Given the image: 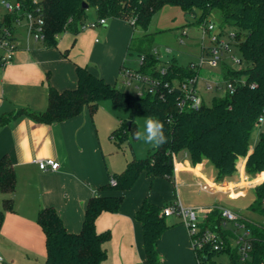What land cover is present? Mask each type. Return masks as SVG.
<instances>
[{
    "label": "trees",
    "instance_id": "trees-1",
    "mask_svg": "<svg viewBox=\"0 0 264 264\" xmlns=\"http://www.w3.org/2000/svg\"><path fill=\"white\" fill-rule=\"evenodd\" d=\"M29 1L24 0V4L33 7ZM82 2L94 8L96 18H119L133 29H145L152 15L165 5L177 6L184 16H193L200 26L208 20L211 10L217 9L219 26L231 33L232 43L239 52V64L233 67L223 60L219 63L220 80L231 82V90L225 88L221 95L212 96L209 104L202 100L197 108L184 109L177 104L182 95L177 84L199 77L200 68L195 67L193 61L179 64L174 56L160 63L152 46L156 32H143L130 37L126 51L143 56L134 70L157 79L158 85L152 92L138 95L125 91L86 66L76 64L73 87L58 90L48 85L45 109L36 111L20 106L0 113V126L19 115L36 122L57 123L77 115L84 106L94 111L100 100L109 99L129 110L128 121L122 120V127L112 129L110 137L116 134L125 137L128 133L135 136V117L140 115L163 125V142H157L161 130L154 128L155 145L145 156H132L123 169L107 174V182L100 186L103 193L87 200L78 231H68L53 206L39 208L36 222L44 234L43 264H101L106 257L104 244L110 238V230L97 231L96 217L103 211L116 212L122 192L132 186L141 172L171 179L173 154L181 150L188 154L193 164L206 158L214 167L216 181L234 174L238 158L245 157V175L253 177L261 173L253 182L262 179L252 186L254 200L248 208L264 216V130L258 133L249 150L252 128L259 123L258 117L264 108V0H38L43 17L44 46H55L62 32L75 34L80 31L79 26L86 17ZM15 16L14 12H5L1 19L12 25ZM160 68H165V72L161 74ZM110 178L114 179V184L109 182ZM14 189V169L8 155L3 154L0 156V191L4 194L0 226L4 211L12 209ZM168 203L156 204L143 198L134 212V219L141 227L144 250V259L139 264H160L157 241L169 227L161 208ZM240 220L250 230L248 257L241 259L237 246L232 244L231 223L224 227L219 207L214 206L199 225L202 229L218 231L225 245L220 250L206 247L194 253L197 264H264V222L246 217ZM222 250L227 251L228 259L215 260V254Z\"/></svg>",
    "mask_w": 264,
    "mask_h": 264
},
{
    "label": "crops",
    "instance_id": "crops-1",
    "mask_svg": "<svg viewBox=\"0 0 264 264\" xmlns=\"http://www.w3.org/2000/svg\"><path fill=\"white\" fill-rule=\"evenodd\" d=\"M132 35H136L135 29L126 21L106 18L104 24L94 28L60 33L55 46L30 39L16 42L10 59L0 62V113L20 106L45 109L48 85L58 90L73 87L76 64L86 66L110 84L116 85L120 78L124 86L121 66H125ZM6 53L0 46V58ZM120 107L102 99L94 111L84 106L77 115L57 123L36 122L19 115L0 126V156L8 155L15 174L12 209L4 211L0 226V264H37L32 257H45L44 234L36 222L39 208L53 206L65 228L78 231L87 200L103 193L100 186L107 182V174L123 169L132 156L139 157L132 148L129 156H107L112 151L110 118ZM122 120L125 118L118 121ZM36 158H52L59 166L41 170ZM244 162L245 157H239L236 172L216 181L214 167L206 158L193 164L181 150L173 154L171 179L141 172L122 192L118 210L103 211L95 219L97 231L110 230L101 264H139L144 259L141 227L134 219L143 198L156 204L178 200L185 207H227L224 196L232 199L235 191L252 189L262 180L248 181ZM258 175L261 173L255 177ZM3 197L0 191V207ZM253 200L254 196L247 200V207ZM166 217L169 227L157 241L160 264H197L179 216Z\"/></svg>",
    "mask_w": 264,
    "mask_h": 264
},
{
    "label": "rangeland",
    "instance_id": "rangeland-1",
    "mask_svg": "<svg viewBox=\"0 0 264 264\" xmlns=\"http://www.w3.org/2000/svg\"><path fill=\"white\" fill-rule=\"evenodd\" d=\"M4 13L5 8L0 5V18ZM85 13L86 22L93 21L96 17L92 6L87 7ZM208 20L213 22L216 26H219L220 15L217 9L211 10ZM182 31H184V34H182ZM143 32H156L152 46L153 49L156 50V55L162 64L171 56H174L176 62L179 64H186L189 61L197 62L201 55V47L209 45L207 35L204 34L202 27L194 22L193 16H184L181 9L173 5H165L157 10L152 15L145 29L140 27L135 28L136 35L142 34ZM178 36L181 37V41H179ZM220 37L221 39H226L227 35L220 32ZM25 40L26 33L24 27L22 24L17 25L14 41L24 43ZM220 52L222 53L221 59L223 61L230 66L238 67V63L232 59V56L234 58L239 57V52L234 43H231L228 50H220L218 55H220ZM203 58H206L205 53L203 54ZM138 63L139 58L137 54L128 52L124 65L130 68H137ZM220 79L219 65L211 67L207 63L202 64L199 70L197 87L206 104L210 103L212 96L221 95L225 91V82ZM206 83L211 86L217 84L219 88L211 87L207 89L205 87ZM116 86L118 88L122 87L125 91L135 93L133 86H121L120 78L117 79ZM117 110H119L118 113L112 112L110 118V122L112 123L111 130L122 127V122L118 121L119 118H125V120L128 121L129 110L126 107H120V109ZM125 110L127 114L124 115L123 112ZM148 119L149 117L141 115L135 117V136H132L130 133L125 137L118 134L111 136L112 151L107 156H129V154H131V148L137 156H145L148 151L151 150L152 146L155 145L154 128H149L147 124ZM261 130H264V119L253 126L249 139V147L253 146ZM149 137H151V139H149ZM253 177L255 178V176ZM247 179L248 181L251 180V182L254 180L252 177H248ZM246 185L249 186L250 184L247 183ZM235 193L236 195L232 199H225L224 196L225 205L241 216L258 222H264V216H261L247 207V200L254 196L252 189L246 187L243 188L242 191H235ZM165 218L167 219L168 217ZM41 257L42 256L39 255L32 258L33 261L35 260L37 264H39L42 263L44 259V257ZM21 258L23 257L21 256ZM214 258L217 261H226L228 259L227 251L222 250L216 253Z\"/></svg>",
    "mask_w": 264,
    "mask_h": 264
},
{
    "label": "built area",
    "instance_id": "built-area-1",
    "mask_svg": "<svg viewBox=\"0 0 264 264\" xmlns=\"http://www.w3.org/2000/svg\"><path fill=\"white\" fill-rule=\"evenodd\" d=\"M33 7H28L24 4V0H0V5L5 8V12L15 13V18L12 21V25L6 24L0 18V46L6 49L5 56L0 58V62L4 63L11 57V52L16 48L15 30L16 26L22 24L25 29L27 41L30 39L34 42H41L44 39L43 32V17L41 7L38 5V0H30ZM105 17L95 18L93 21L84 22L79 26L80 30L94 28L97 25L105 23ZM204 34L207 35L209 45L201 47V55L197 62H194L195 67L201 68L203 63H207L211 67L219 65L221 59L220 50H228L232 43L231 33L223 31L222 27L216 26L210 20H207L205 24L201 25ZM220 32L227 35L226 39H221ZM184 34V31H182ZM179 41L181 37L178 36ZM154 53L156 50L153 49ZM206 54V58H203V54ZM139 63L142 62L143 56H139ZM232 59L239 64V58ZM160 73L165 72V68H160ZM121 74L124 77L123 84L133 86L135 93L141 95L145 91L152 92L158 85V81L155 78L136 72L134 69L122 68ZM198 76L192 77L177 84L182 91V95L178 100V105L181 108H197L200 106L203 98L197 87ZM207 89L211 87L219 88L217 84L205 85ZM233 87L231 82H225V88L231 90ZM259 122L264 119V108L258 117ZM35 162L41 170H55L59 164L52 158H36ZM111 184L115 181L113 178L109 179ZM214 207V206H213ZM213 207H185L178 200H173L168 204L162 206L161 214L164 216L175 214L179 216L182 224L185 226L189 243L194 253L202 251L208 247L212 250H220L225 245L223 236L216 230L209 228H201L199 222H201L205 216L210 212ZM222 217V223L224 227H227L231 223V230L233 232L232 244L237 246L241 259L248 257L249 250L251 249L250 230L245 226L244 222L240 218H245L240 214L232 211L228 207H219ZM1 261V257H0Z\"/></svg>",
    "mask_w": 264,
    "mask_h": 264
},
{
    "label": "clouds",
    "instance_id": "clouds-1",
    "mask_svg": "<svg viewBox=\"0 0 264 264\" xmlns=\"http://www.w3.org/2000/svg\"><path fill=\"white\" fill-rule=\"evenodd\" d=\"M147 124H148L149 128H155V129L161 130L160 131V138H159V140L157 142L158 143L163 142L164 141V137H163V133H162V128H163L162 123L159 122V121H156V120H153V119L149 118L148 121H147ZM149 139H151V137H149Z\"/></svg>",
    "mask_w": 264,
    "mask_h": 264
},
{
    "label": "water",
    "instance_id": "water-1",
    "mask_svg": "<svg viewBox=\"0 0 264 264\" xmlns=\"http://www.w3.org/2000/svg\"><path fill=\"white\" fill-rule=\"evenodd\" d=\"M81 7L84 8V9H86L87 8V4L85 2H82L81 3Z\"/></svg>",
    "mask_w": 264,
    "mask_h": 264
},
{
    "label": "bare ground",
    "instance_id": "bare-ground-1",
    "mask_svg": "<svg viewBox=\"0 0 264 264\" xmlns=\"http://www.w3.org/2000/svg\"><path fill=\"white\" fill-rule=\"evenodd\" d=\"M253 182V181H252Z\"/></svg>",
    "mask_w": 264,
    "mask_h": 264
}]
</instances>
